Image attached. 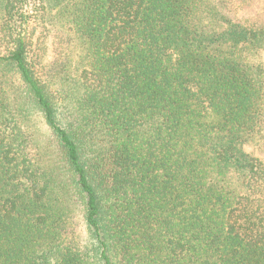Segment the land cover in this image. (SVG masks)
<instances>
[{
  "label": "trees",
  "instance_id": "trees-1",
  "mask_svg": "<svg viewBox=\"0 0 264 264\" xmlns=\"http://www.w3.org/2000/svg\"><path fill=\"white\" fill-rule=\"evenodd\" d=\"M256 1L0 0V264H264Z\"/></svg>",
  "mask_w": 264,
  "mask_h": 264
},
{
  "label": "rangeland",
  "instance_id": "rangeland-1",
  "mask_svg": "<svg viewBox=\"0 0 264 264\" xmlns=\"http://www.w3.org/2000/svg\"><path fill=\"white\" fill-rule=\"evenodd\" d=\"M240 15V16H239ZM239 17H250V18H261L264 20V0H257L252 3L250 6L243 8L239 12ZM45 47L47 51L46 59H52L51 53V38H45ZM254 62L257 64H262L264 66V50L257 56L254 57ZM250 151H252L255 155H258L264 158V140L262 142L253 143V145L247 147Z\"/></svg>",
  "mask_w": 264,
  "mask_h": 264
}]
</instances>
